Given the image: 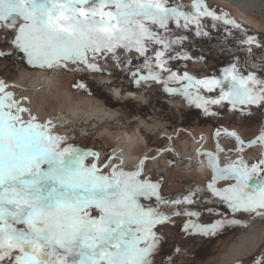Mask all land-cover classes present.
Masks as SVG:
<instances>
[{"label":"snow or ice","instance_id":"1","mask_svg":"<svg viewBox=\"0 0 264 264\" xmlns=\"http://www.w3.org/2000/svg\"><path fill=\"white\" fill-rule=\"evenodd\" d=\"M221 23L228 35L242 28L202 0H0V63L88 69L137 90L159 84L205 113L215 106L209 115L226 118L223 109L253 119L264 110V60L254 55L264 40L255 34L240 38L247 56H231L216 75L194 78L171 66L195 59L187 45L211 43ZM169 80L176 87L165 88ZM9 88L0 73V264H178L180 249L165 251L163 231L176 218H185V235L205 238L239 226L238 215L264 219V159L221 167L218 155L199 153L209 156L208 183L165 198L162 178L144 176L142 166L105 171L94 148L69 145L71 137L39 122ZM250 264H264V249Z\"/></svg>","mask_w":264,"mask_h":264},{"label":"rangeland","instance_id":"2","mask_svg":"<svg viewBox=\"0 0 264 264\" xmlns=\"http://www.w3.org/2000/svg\"><path fill=\"white\" fill-rule=\"evenodd\" d=\"M207 1L226 7L231 16L264 34V13L242 12L234 1ZM213 58L202 62L195 56V59L172 61L171 66L181 74L188 72L194 78L202 79L220 72L215 68ZM117 67L116 64L103 65L105 71H115ZM0 73L10 81L9 90L22 101V107L29 109L39 122L51 120L60 135L71 137L67 141L69 145L88 150L94 148L99 163L108 166L105 171L113 167L130 171L136 168L140 158H149L143 164L142 174L154 180L162 178L165 198L189 185H205L213 175L209 157L202 158L205 165L201 169L185 170L188 162L184 160L178 164L174 153L194 159L197 150H206L219 156L221 167L226 160L235 161L240 157L249 162L264 159V140L260 139L264 136V123L259 114L253 119L242 120L221 109L226 118L209 115L215 106L210 105L209 113H205L186 98L165 94L159 84L137 90L127 81L92 74L88 69L82 74L36 70L4 61L0 63ZM80 82L88 87H74ZM164 87H176V84L169 80ZM231 133L236 135H229ZM167 148L175 152L154 158L158 150ZM119 151L132 153L131 156L128 154V163L110 159L115 153L120 154ZM237 218L244 219L239 226L226 229L227 226L207 238L185 235L180 230L185 218H176L175 227L169 225L163 230L168 235L165 251H170L173 245L179 247L178 264H250L264 249V219L255 216ZM204 222H209V218L205 217Z\"/></svg>","mask_w":264,"mask_h":264},{"label":"flooded vegetation","instance_id":"3","mask_svg":"<svg viewBox=\"0 0 264 264\" xmlns=\"http://www.w3.org/2000/svg\"><path fill=\"white\" fill-rule=\"evenodd\" d=\"M203 3H206L210 8L213 10L218 11L222 18L227 17L229 19H232L242 25L241 29H235L234 27L231 29V35L226 34V26H224L222 23L220 24V32H216L215 29H212V32L215 36V39L211 41V43H200L199 45H193V44H188V47L193 48V54L196 57H200V61L206 62V59L209 57H215L214 61L215 63V68L218 69L219 71H222L223 66H225L230 57L233 55H240V56H247V52L244 50L240 49V38H247V35H256L257 39L264 40V34H261L260 32L256 31L253 27L249 26L248 24H245V22L242 19H239L236 16H231L229 11L227 10L226 7L223 6H217L210 4L207 0H202ZM232 41V43H229V41ZM235 44V47L233 46ZM209 49H214V51H209ZM201 53H204V57L201 56ZM254 55L257 57V59L264 60V49L258 50L254 53ZM211 59V58H210ZM252 64V59L251 57H248V65L251 66ZM241 67H243V64L241 63ZM261 116L264 115V112L262 110L260 113H256V115ZM182 155V154H181ZM183 157H185L183 155ZM203 157H209L207 155H202L200 157L201 160V166L204 167L205 162L203 161ZM177 159V157H176ZM199 160L198 156H195L194 159L187 161L188 163L185 165L186 169H189V166L195 163L196 161ZM220 161V158H219ZM178 162V161H177ZM145 163V162H144ZM201 169V168H200ZM239 218H249L245 215H238ZM241 221V220H240ZM244 219L241 221L243 222ZM229 229V226L226 228Z\"/></svg>","mask_w":264,"mask_h":264},{"label":"bare ground","instance_id":"4","mask_svg":"<svg viewBox=\"0 0 264 264\" xmlns=\"http://www.w3.org/2000/svg\"><path fill=\"white\" fill-rule=\"evenodd\" d=\"M229 1H234L233 3L235 4V5H237V7H239L241 10H242V12H253V11H256L257 13H264V0H229ZM54 77H56V75L54 76ZM54 77H52V78H54ZM251 122V121H250ZM200 143V142H199ZM246 147V146H245ZM197 150V149H196ZM201 151V153H208V154H210L209 152H207L206 150H200ZM120 152V154H117V153H115V155H113V157H114V160H117V161H121L122 163H128V161H129V159H128V161H127V157L130 155H132V153L131 154H129V152H128V154L127 153H125V152H123V151H119ZM175 152V151H174ZM177 152V151H176ZM174 156L175 157H177V163L179 164V163H182V161H184V160H186V161H190V160H192L191 158H185V157H183V155H181V154H177V153H174ZM196 156H198L199 157V163L197 164L196 162L195 163H193L192 165H190L189 166V169H186L185 167H184V169L185 170H195V169H200V166H201V160H200V157L202 156V155H200V154H196ZM89 158H91V157H89ZM88 158V159H89ZM111 162V161H110ZM114 164V163H113ZM138 164H139V161L137 162V166H138ZM115 165V164H114ZM118 165V164H117ZM141 166H142V168H143V164H142V162H141ZM176 167V166H175ZM113 168H115V167H113ZM110 170V169H109ZM182 172V171H181Z\"/></svg>","mask_w":264,"mask_h":264},{"label":"water","instance_id":"5","mask_svg":"<svg viewBox=\"0 0 264 264\" xmlns=\"http://www.w3.org/2000/svg\"><path fill=\"white\" fill-rule=\"evenodd\" d=\"M200 152H197L196 154H199ZM210 153V152H209ZM159 154H161V152L159 153ZM213 157H215V156H217V155H215L214 153H210ZM157 157V156H156ZM156 157H154V158H156ZM146 160V159H145ZM144 160V161H145ZM199 162H197V164H198Z\"/></svg>","mask_w":264,"mask_h":264},{"label":"built area","instance_id":"6","mask_svg":"<svg viewBox=\"0 0 264 264\" xmlns=\"http://www.w3.org/2000/svg\"><path fill=\"white\" fill-rule=\"evenodd\" d=\"M197 162H198V161H197ZM197 162H196V163H197Z\"/></svg>","mask_w":264,"mask_h":264}]
</instances>
